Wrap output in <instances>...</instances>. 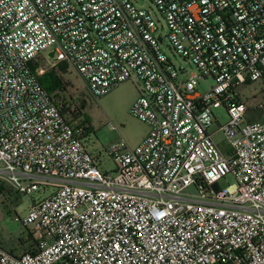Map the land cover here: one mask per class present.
Listing matches in <instances>:
<instances>
[{
  "label": "built area",
  "instance_id": "obj_1",
  "mask_svg": "<svg viewBox=\"0 0 264 264\" xmlns=\"http://www.w3.org/2000/svg\"><path fill=\"white\" fill-rule=\"evenodd\" d=\"M43 57L97 98L132 81L143 141L91 152L40 83ZM260 79L264 0H0V184L43 194L22 220L33 246L0 245V264H264V95L251 106L239 90Z\"/></svg>",
  "mask_w": 264,
  "mask_h": 264
},
{
  "label": "rangeland",
  "instance_id": "obj_2",
  "mask_svg": "<svg viewBox=\"0 0 264 264\" xmlns=\"http://www.w3.org/2000/svg\"><path fill=\"white\" fill-rule=\"evenodd\" d=\"M141 5H146L147 0H134ZM164 51L177 63H182L180 57L174 58L166 45ZM40 60V59H38ZM51 60V59H50ZM39 65L36 72L40 75L45 68ZM64 82L65 91L59 92L56 99L72 105L75 109L74 118L79 123H85L87 127L86 143L91 152L95 155L104 154L105 149L123 138L128 146H138L149 132V125L132 114L131 108L138 97V91L132 81H125L113 89L110 93L95 97L88 88L85 80L78 72L68 66L67 70L58 69ZM207 83H214L213 78H209L205 83L199 85L200 91H205ZM243 98L248 100L249 105L256 106L264 95V79L245 84L239 88ZM77 96H84L87 105L81 112ZM64 98V99H63ZM217 120L214 121L211 132L214 133V140L223 150L227 149L228 144L220 125H225L229 119L227 109L220 106L214 109ZM259 113L256 111H247L246 117L257 119ZM115 126V129L112 128ZM102 167L105 169L113 168V162L109 157L102 158ZM232 176L224 177L219 184L226 188L229 184L234 183ZM0 245L7 251L24 252L27 250L28 236L30 226L23 223V218L27 214L28 207L32 202V197L38 198L41 193L35 192L31 197L13 192L0 184ZM188 192L197 193L195 187L188 189ZM47 194V192L45 193ZM44 194V195H45ZM26 244V246L23 245Z\"/></svg>",
  "mask_w": 264,
  "mask_h": 264
},
{
  "label": "trees",
  "instance_id": "obj_3",
  "mask_svg": "<svg viewBox=\"0 0 264 264\" xmlns=\"http://www.w3.org/2000/svg\"><path fill=\"white\" fill-rule=\"evenodd\" d=\"M68 66L69 65L67 63L62 62L58 64V66L48 69L42 75L39 76V81L42 84V86L50 94H52L55 99H56V95L59 96V92L65 91V88H66L65 86L66 84L58 69L66 71ZM58 103L63 110L68 109L67 106H71L69 103H66L65 99L63 100V102L58 101ZM1 188L2 187L0 186V189ZM31 243H32V237L29 232L28 241L26 243L28 244L27 250H29L33 246ZM26 244L25 245L21 244V245L26 246Z\"/></svg>",
  "mask_w": 264,
  "mask_h": 264
},
{
  "label": "crops",
  "instance_id": "obj_4",
  "mask_svg": "<svg viewBox=\"0 0 264 264\" xmlns=\"http://www.w3.org/2000/svg\"><path fill=\"white\" fill-rule=\"evenodd\" d=\"M49 63H50V61L47 59V58H45V57H43V58H41L40 60H34L33 62H32V67H33V69L34 70H36L37 69V67L40 65H43L44 67H45V69H46V71L48 70V69H50V67H49ZM42 66V67H43ZM48 68V69H47ZM27 247V246H26ZM17 253V252H16Z\"/></svg>",
  "mask_w": 264,
  "mask_h": 264
},
{
  "label": "water",
  "instance_id": "obj_5",
  "mask_svg": "<svg viewBox=\"0 0 264 264\" xmlns=\"http://www.w3.org/2000/svg\"><path fill=\"white\" fill-rule=\"evenodd\" d=\"M49 56H50V57H53V56H54V50L51 51V52L49 53ZM76 100L79 102L80 107H81L82 109L86 107V105H87V101H86V99H85L84 96H78V97L76 98Z\"/></svg>",
  "mask_w": 264,
  "mask_h": 264
},
{
  "label": "flooded vegetation",
  "instance_id": "obj_6",
  "mask_svg": "<svg viewBox=\"0 0 264 264\" xmlns=\"http://www.w3.org/2000/svg\"><path fill=\"white\" fill-rule=\"evenodd\" d=\"M77 97H78V96H77ZM79 108H80L81 112H83V111L85 110V108L82 109V108L80 107V104H79Z\"/></svg>",
  "mask_w": 264,
  "mask_h": 264
}]
</instances>
